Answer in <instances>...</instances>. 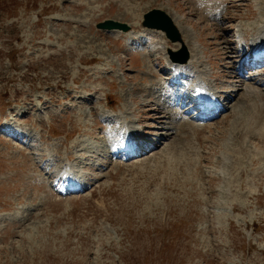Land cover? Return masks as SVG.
<instances>
[{"label": "rangeland", "instance_id": "1", "mask_svg": "<svg viewBox=\"0 0 264 264\" xmlns=\"http://www.w3.org/2000/svg\"><path fill=\"white\" fill-rule=\"evenodd\" d=\"M134 1L0 0V264H264V141L245 130L264 71L246 70L258 78L250 85L236 70L264 0H231L227 9L224 0ZM161 8L180 19L200 84L234 96L182 141L149 91L164 82L155 74L168 48L182 44L137 21ZM105 20L128 24L139 52L126 46L130 32L115 41L98 30ZM237 28L245 44L236 48ZM112 108L155 147L128 159L121 139L113 159ZM63 165L84 190L54 186Z\"/></svg>", "mask_w": 264, "mask_h": 264}, {"label": "bare ground", "instance_id": "2", "mask_svg": "<svg viewBox=\"0 0 264 264\" xmlns=\"http://www.w3.org/2000/svg\"><path fill=\"white\" fill-rule=\"evenodd\" d=\"M216 1L217 0H210L209 1V3H212V2H215L216 3ZM225 2H229V3H232L231 2V0L229 1V0H224L223 2H221V3H223L222 4V6L224 7L225 6ZM220 4V3H219ZM228 5V4H227ZM226 7V6H225ZM224 7V8H225ZM234 7V6H233ZM227 8H229V7H226V9ZM213 11H216V9L215 8H213ZM220 13H218V11H217V14H214L213 12H210L209 13V15L210 16H212V17H216L217 15H219ZM139 18V17H138ZM172 19L174 20V22H175V20H176V25H178V28L180 29V31H181V33H183L184 34V36L186 35L185 33V31H184V27H183V25H182V23L180 22V19L179 18H173L172 17ZM222 26V25H221ZM261 30H262V33H264V26H262L261 28H260ZM149 32H153V31H149ZM240 33V32H239ZM113 34L114 35H116V36H119L120 35V32H117V31H113ZM182 34V35H183ZM246 35V34H245ZM187 36V35H186ZM185 36V38L187 39V37ZM188 40V39H187ZM186 41V40H185ZM184 41V42H185ZM185 45L187 46V48H188V46L190 45V41H187V42H185ZM191 46V45H190ZM189 50V49H188ZM191 51V52H190ZM189 52H190V59H191V61H193L195 58H197L196 57V51L195 50H192V49H190L189 50ZM199 53V52H198ZM233 53H235L234 51H233ZM237 54H242L240 57H242V56H244L246 53H244V51L243 50H241V49H238V53ZM198 55V54H197ZM251 55V54H250ZM237 59H239V57H237ZM191 61L189 62V64L191 63ZM199 62V61H198ZM175 63H177V62H175ZM244 63L246 64V65H249V61H248V59H245L244 60ZM187 64V63H186ZM186 64H182V63H178L177 65H178V68H180V69H182V67H185L186 66ZM197 64V63H196ZM261 64H263V63H261ZM179 65H182V66H179ZM251 66H259L257 63H255V64H253V65H251ZM194 69V68H193ZM240 77V76H239ZM240 78H242V77H240ZM245 79V78H244ZM247 79V78H246ZM247 82V81H246ZM204 84V83H203ZM205 85V84H204ZM236 85V84H235ZM255 85V84H254ZM207 86V85H206ZM241 87V86H240ZM236 88V87H235ZM230 89V88H229ZM231 91V90H230ZM237 93V92H236ZM233 94V93H232ZM239 94V93H238ZM223 96H225V95H227V93L226 92H224L223 94H222ZM255 104L253 105V106H250V107H248L249 108V110H248V112L247 113H249L248 115H246V117L248 116V119H247V121L245 120V130L247 131V133L246 134H253L252 132H251V130H253V129H256L258 132H259V135H258V139H259V141H264V94L262 93V94H260V93H256L255 94ZM214 96H211L210 98H213ZM239 97V96H238ZM233 98H234V96L233 95H227V99H225L227 102H233ZM237 98V97H236ZM158 99V98H157ZM247 100V99H246ZM241 101H244V100H241ZM249 101V100H248ZM262 103L261 105L260 104H258V103ZM230 105V104H229ZM155 106V105H154ZM228 106V105H227ZM234 106H235V104H234ZM241 106V105H240ZM157 107V106H156ZM234 108V107H233ZM232 108V109H233ZM229 109H231L230 107H229ZM227 110V109H226ZM260 110V111H259ZM223 110H221V112H222ZM183 114V113H182ZM222 116V115H221ZM173 117V116H172ZM171 117V118H172ZM182 119H184V117H182ZM185 121V120H184ZM261 124V126L260 127H250V125H252V124H254V125H258V124ZM182 125H184V126H188V124L186 123V122H183L182 123ZM130 126H132L131 124H130ZM186 129V128H185ZM199 129V128H198ZM206 129V128H205ZM183 131V130H182ZM168 137V136H167ZM165 139V138H164ZM229 141H232V142H234L235 141V137L233 136V138L230 136L229 137ZM158 143H160V142H158ZM143 148L141 149V150H144L145 149V146H142Z\"/></svg>", "mask_w": 264, "mask_h": 264}, {"label": "water", "instance_id": "3", "mask_svg": "<svg viewBox=\"0 0 264 264\" xmlns=\"http://www.w3.org/2000/svg\"><path fill=\"white\" fill-rule=\"evenodd\" d=\"M169 24H170V26H169ZM145 25L149 26L151 28H164V27H161V25L166 26V28L170 27L168 36L173 41L180 40L179 33L174 29L170 19L162 11L154 10V11L150 12L149 14H147ZM98 28L99 29H109V30L122 28L124 30H128V27L126 25L116 23L113 21H108V22L99 24Z\"/></svg>", "mask_w": 264, "mask_h": 264}]
</instances>
